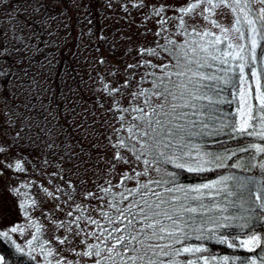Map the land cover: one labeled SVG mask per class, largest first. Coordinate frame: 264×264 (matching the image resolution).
<instances>
[{
	"label": "snow or ice",
	"instance_id": "6c2138e0",
	"mask_svg": "<svg viewBox=\"0 0 264 264\" xmlns=\"http://www.w3.org/2000/svg\"><path fill=\"white\" fill-rule=\"evenodd\" d=\"M132 7L148 9L144 21L154 22L155 30L148 31L156 39L153 46L136 50L140 58L126 66L122 84L103 83V92L112 101L108 111L119 127L111 126L115 136V140L108 137L112 155L102 159L104 167L94 174V188L81 190L87 183L84 179L78 187L53 173L67 184L55 192L43 190L60 201L57 209L63 211L61 204L68 208L65 219L53 216L51 220L59 247L29 217V209L37 204L26 194L19 207L27 224L0 231V238L15 243L10 233L24 234L25 227L34 228L27 252L19 244L15 247L33 260L42 256L43 264H235L236 259L241 264H257L258 260L264 264V234L257 231V224L264 222V182L232 173L185 186L177 182L175 172L163 167L171 164L199 173L211 170L206 165L219 161L218 168L248 172L258 167L264 176V0H186L175 6L160 0L152 4L137 0ZM224 9L233 17L230 26L216 19L225 14ZM145 83L150 87H144ZM124 97L129 98L128 107L121 103ZM224 104H235V111L225 112L220 107ZM213 135L247 142L226 157L202 152L200 145L193 144L194 137ZM6 147L0 146V153ZM49 147H55V142ZM237 152L247 153L246 159L231 165L223 162ZM129 156L144 169L133 167ZM257 158L258 163H253ZM119 166L128 170L118 173ZM7 167L26 170L20 160ZM152 171L163 175L141 182L140 177ZM116 175L119 180L113 183ZM128 181H134V186L128 188ZM16 191L19 195L20 190ZM220 193L231 198L224 207L205 203L206 197L214 201ZM92 201L98 203L94 206ZM214 211L219 215L211 214ZM222 228L239 231L219 233ZM57 231L60 236H55ZM193 239L215 240L256 255L231 261L227 256L203 255L208 248L203 243H189ZM66 252L73 258L64 255ZM0 264H6L4 256H0Z\"/></svg>",
	"mask_w": 264,
	"mask_h": 264
},
{
	"label": "trees",
	"instance_id": "16d2710c",
	"mask_svg": "<svg viewBox=\"0 0 264 264\" xmlns=\"http://www.w3.org/2000/svg\"><path fill=\"white\" fill-rule=\"evenodd\" d=\"M93 1V0H91ZM127 6L122 11L123 15L121 14L122 18L129 19V13L138 11V9L133 8L132 4L135 3L134 1L130 0H123L122 1ZM96 3L94 2L91 6L94 9V29L99 28V20L98 18V9L96 8ZM102 5V4H101ZM102 7V6H99ZM102 10V9H101ZM100 10V11H101ZM107 11V10H106ZM132 15V14H130ZM124 23V24H123ZM121 25H116L111 28H107V32L104 33L103 37L99 38L97 35V31L94 32V39L93 44H91V51L90 54H94V61L91 63L90 68H84L81 66L78 60H75L73 64V58L79 55L83 48H86V44L84 42H80V38L78 35L73 34L72 42L69 44L68 48L64 49V54L60 58L59 67L57 69V74L54 78V87H52L53 97L49 103L46 102V107L41 108L34 104V99H28L24 105L17 103L18 109H21L23 112H30L31 109L35 112L36 117L38 120L42 122L41 126H37L33 128L31 133L33 138H37L38 136H43V139H40L44 143V153L37 149L34 151L33 149L30 151H24L22 153L27 158H30L29 163L31 173L29 178L32 180H26L24 174L21 173H13L11 170L10 172L13 173L16 177L22 178V185H28V187L22 188L23 194L27 195L29 199L30 196H36L33 192L34 188L36 190H44L48 189L49 191L55 192L56 188L62 187L67 188V184L60 179L59 176L53 175V173H60L63 177L72 180L77 184L78 187L79 181L84 179L87 181L82 187L81 190L86 189H93L94 182L96 180V176L94 175L99 169H103L104 164L103 160H106L107 157L112 155V150L109 144L108 137H111L115 140V136H113L111 132V126L119 127L118 122L113 118L112 112L108 111L112 101L111 98L107 97L103 92V83L108 82L112 86H117L123 83L124 79V70L129 63L135 64L139 60V56L136 53V50L141 47H150L153 46L156 39L151 32L148 31L145 27V21H137L135 23V28H139L138 34L135 33H128V26L129 24L124 21ZM124 27L125 29L120 30V27ZM151 28V26H150ZM153 30H155V26H152ZM144 32L148 34L145 36L142 35ZM99 32V31H98ZM36 34L38 32H35ZM91 34V33H90ZM89 37V35H88ZM78 39V40H77ZM1 44V42H0ZM84 45L86 47H84ZM90 46V45H89ZM88 48V47H87ZM147 58V57H146ZM104 61V63H101ZM68 65V66H66ZM83 69V72H81ZM65 71L64 74H71L72 86L71 93L66 95L65 93L62 94L61 88L63 86V74L62 72ZM144 69L141 68L140 72H143ZM96 73L99 79L97 80V76L94 77V85L87 83L85 78L90 76L91 73ZM144 87H150L148 83L143 85ZM30 89V90H29ZM29 94L31 95L32 91L29 88ZM90 93V94H89ZM128 97H124L121 100V103L124 107H128ZM62 102L70 103L69 101L79 102L84 104L83 106L90 105L89 112L90 117H83L81 114L84 112V109H79L74 112L71 109L64 110L60 104ZM44 102V103H45ZM32 103L34 105H32ZM140 106H143L141 103ZM54 108L52 115L48 113V110ZM220 107L225 111H235V104L229 106L227 104L220 105ZM17 110V106L14 107ZM75 116L76 119H70V117ZM33 119V118H32ZM32 129V128H31ZM58 135L61 136L62 143L58 142ZM96 143H91L92 140ZM55 142V147H49L52 142ZM247 141H237L230 139L227 135H213L207 137H194L193 144L200 145L202 152H210L215 155H220L222 157H226L230 154L231 151L235 150L237 147L241 146L242 143H246ZM66 149L70 150L73 155L69 156ZM225 149L229 151L226 152ZM33 154V156H32ZM38 155V158H36ZM195 155V152H193ZM247 153H240L237 152L235 156H232L231 159H225L223 162L226 165H231L233 163L239 162L242 158L246 159ZM45 162L46 165L42 169L40 162ZM259 158L254 160L253 163H258ZM216 161L212 164L206 165L207 168H210L209 171L204 172H188L183 169H176L173 165L168 164L164 165L163 167L166 168L169 172L176 173L177 182L185 185V186H194L203 183H209L211 181L219 179L223 175H229L232 173L240 174V175H247V176H254L255 179L258 181L264 182V176L261 175L260 169L254 168L251 171L244 172L242 169H234L231 167H216ZM87 169V171H85ZM79 172V175H76V172ZM155 177L148 178L152 180L160 179L163 175V172L157 173L155 172ZM42 178H40V176ZM40 178V179H39ZM146 177H140L141 182H145L148 180ZM26 181V184L23 182ZM119 180V175H116L113 178V183H116ZM101 183L103 180L100 181ZM126 186L131 188L134 186V181L126 182ZM34 187V188H33ZM154 187V186H153ZM71 191V189H68ZM43 194L42 192H40ZM56 195H61L60 193H56ZM46 198L52 200V211H49V214H44L43 212L37 209L38 203L36 201L37 206L34 209H29V217L36 221L37 223L41 224L43 229H45V221H47L50 225H52L51 220L52 217H58L59 219H65L64 213L68 210L67 206L61 204L63 211L57 209L56 205L60 203L54 198H50L44 195ZM33 197V198H34ZM255 197H253L254 199ZM64 197L61 195V201ZM231 198L226 199L224 193H220L214 199V201L210 200L208 197L205 198V203H216L219 204L221 207H224L228 200ZM30 200V199H29ZM48 200V199H47ZM98 202L92 201V204L95 206ZM229 211H233L232 208H229ZM211 214L219 215L218 212H213ZM24 215V214H23ZM25 217V216H24ZM26 218V217H25ZM28 220V218H26ZM35 229L33 230V232ZM238 229H226L222 228L219 229V233L223 234H236L238 233ZM247 231V230H246ZM257 231H260L264 234V222L257 224ZM45 235L48 239H53V234H49L45 232ZM242 235V234H241ZM55 236L57 235L55 232ZM42 237L41 239H43ZM189 243L193 244H200L203 243L207 248L208 252L203 253V255L212 256L216 258L220 257H229L230 261L233 258H246L256 255V253H250L242 248H229L227 245L218 244L215 240H206V241H198V240H191ZM53 244H57V242L53 239ZM57 247L59 245L57 244ZM26 252V251H25ZM259 249H257V253ZM0 254L5 257L6 264H37L36 259H30L28 256L23 255L22 253H18L16 251L15 245L11 241H6L0 238ZM64 255L68 256L69 259L73 257L69 253H64ZM187 258V257H183ZM39 264H43V257L41 256V262ZM235 264H241L240 259H236ZM259 264V260L257 261Z\"/></svg>",
	"mask_w": 264,
	"mask_h": 264
},
{
	"label": "rangeland",
	"instance_id": "374dc122",
	"mask_svg": "<svg viewBox=\"0 0 264 264\" xmlns=\"http://www.w3.org/2000/svg\"><path fill=\"white\" fill-rule=\"evenodd\" d=\"M122 1L11 0L8 5L10 9L8 14L0 10V146L7 145L6 152L0 153V160L4 161V165H0V231L8 230L13 226H25L27 224V219L19 207L21 201L25 199L21 188V179L23 177L18 178L13 173L24 174L27 176L26 180H32L29 176L34 172L31 171V168L28 167L30 164L27 163L30 158H27L22 153L32 149L34 151L38 149L41 154L45 152L44 143L40 140L43 139V136L33 138L34 135L32 134L34 133H31L33 128L36 127L35 125L41 126L42 122L36 117L34 109H31L30 112H23L18 109V106L20 104L24 105L30 98L34 99L33 103L38 107L45 108V101L49 105L53 97L54 78L57 74L60 58L64 54V49L68 48L72 42L73 34L78 35L80 42H84L88 47L84 45L86 48L78 50L81 53L74 57V62H72L74 64L75 60H78L84 68H90L91 63L94 61V54H90V51L95 31H97L99 38H102L103 31L106 33L107 28L121 25V23L126 21L129 24L127 34L135 32L138 34L139 28H135L134 25L137 21L144 20V15L148 9L134 10V13H129V19H125V17L122 18L121 14L127 4L124 5ZM130 1L137 2V0ZM94 2L99 11L97 18L99 20L98 29H94V26H91L94 25V9L91 6ZM145 2L152 4L156 3L157 0H145ZM160 2L175 6L185 3L186 0H160ZM2 3L3 0H0V5ZM223 12L225 14L217 15L216 19L222 25L230 26L233 17L227 9H224ZM167 14L171 16L173 12L169 11ZM201 24H203V21H201ZM34 26H38L37 34L34 32ZM145 26H147L145 27L146 29H150V26L152 28L155 24L149 20L145 23ZM207 26L211 27L210 25ZM122 29L125 28L122 26L120 30ZM213 31L218 32L216 29H213ZM147 34L143 30L142 35L145 36ZM145 37L147 38V36ZM157 62L153 60V63ZM81 72H83V69H81ZM64 73L65 71L62 72L63 86L60 88L62 94L69 95L73 88L71 84L73 78L71 74ZM95 76L97 74L92 72L87 77L88 79L85 78V81L94 85ZM98 79L99 77L97 76ZM52 87L54 88L52 89ZM29 88L32 91L31 95L29 94ZM67 102L61 101L60 105L64 107V110L73 107L74 109H71V111L74 112L77 107L79 109L85 108L81 116L86 118L91 116V112H89L90 105L84 107V104L73 101H69L70 103L66 105ZM17 103L20 104L17 105ZM33 103L32 105H34ZM16 106L17 110L14 109ZM53 111L54 108L50 107L48 113L52 115ZM70 119H76V117L73 116ZM57 138L58 142L62 143L61 136L58 135ZM95 141L97 140L93 139L91 143H96ZM125 155L128 154L125 153ZM35 156L38 158V155ZM129 159H132V166L136 167L137 170L142 171L144 169L142 164L137 165L134 158L129 156ZM16 160H20L23 163L26 169L24 172H16L14 168L7 167L8 164L14 165ZM40 165L43 169L46 164L42 161ZM125 170H128L127 166H119L117 172ZM155 176L154 171H152L146 178ZM23 182L26 184V181L23 180ZM17 189L20 190L19 195L17 194ZM33 192L36 196H30L29 199L37 201L38 206L36 208L40 209L39 211L43 212V215L49 214V211H52V200L46 198L44 195L47 196V194L42 190L34 188ZM44 224L45 232L52 234L53 225H50L47 221ZM33 230L34 228L25 227L24 234L10 233L12 241L15 242L13 245L19 244L27 252V241L32 238L31 233ZM56 233L61 235L59 231ZM36 260L41 262V256L37 255Z\"/></svg>",
	"mask_w": 264,
	"mask_h": 264
},
{
	"label": "flooded vegetation",
	"instance_id": "af4514ba",
	"mask_svg": "<svg viewBox=\"0 0 264 264\" xmlns=\"http://www.w3.org/2000/svg\"><path fill=\"white\" fill-rule=\"evenodd\" d=\"M11 0H3V3L2 5H0V10L3 12V13H9L10 12V9L8 7V5L10 4ZM38 26H34V32H38Z\"/></svg>",
	"mask_w": 264,
	"mask_h": 264
},
{
	"label": "water",
	"instance_id": "95a60500",
	"mask_svg": "<svg viewBox=\"0 0 264 264\" xmlns=\"http://www.w3.org/2000/svg\"><path fill=\"white\" fill-rule=\"evenodd\" d=\"M0 256H3L2 254H0Z\"/></svg>",
	"mask_w": 264,
	"mask_h": 264
}]
</instances>
